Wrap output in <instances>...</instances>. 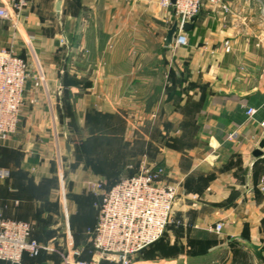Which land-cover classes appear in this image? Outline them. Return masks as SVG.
Returning a JSON list of instances; mask_svg holds the SVG:
<instances>
[{"label": "crops", "instance_id": "obj_1", "mask_svg": "<svg viewBox=\"0 0 264 264\" xmlns=\"http://www.w3.org/2000/svg\"><path fill=\"white\" fill-rule=\"evenodd\" d=\"M58 1L0 18V50L12 49L30 70L19 127L0 145V171L8 172L0 176V216L32 222L41 242L64 235L56 230L62 219L53 223L59 174L74 189L108 187L147 160L165 169V182L180 183L179 197L152 246L156 258L142 254L133 264H264V151L254 155L264 138V0H203L178 48L166 45L174 8L157 0H62L60 14ZM74 112L80 124L89 112L111 117L85 137L94 148L78 160ZM98 191L72 205L83 260L99 258L88 234ZM61 234L54 243L65 248ZM25 262L58 264L60 256Z\"/></svg>", "mask_w": 264, "mask_h": 264}, {"label": "built area", "instance_id": "obj_2", "mask_svg": "<svg viewBox=\"0 0 264 264\" xmlns=\"http://www.w3.org/2000/svg\"><path fill=\"white\" fill-rule=\"evenodd\" d=\"M36 0H10L0 3V18L18 19L23 11ZM217 3L220 0H210ZM164 9L174 8L178 30L174 35V48L187 45L185 22L198 14L203 0H157ZM225 10L228 7L223 6ZM224 49H230L229 41ZM30 76L27 61L12 49L0 50V145L8 141L17 131L21 120L24 91ZM255 109L249 108L252 116ZM230 137H233L232 135ZM8 172L0 171V176ZM165 169L144 160L138 173L122 177L105 187L98 183L100 201L96 204V225L88 229L90 243L99 258L81 259L83 249L75 246L72 233L67 228L65 248L54 242L59 236L41 242L34 238V224L30 221L8 219L0 216V260L8 264H27L25 257L33 259L43 254L56 253L58 264H102V260L114 264H133L136 255L158 241L173 222L175 206L179 197L180 183H168L163 179ZM66 214V208H64ZM222 223L215 230L220 231Z\"/></svg>", "mask_w": 264, "mask_h": 264}, {"label": "rangeland", "instance_id": "obj_3", "mask_svg": "<svg viewBox=\"0 0 264 264\" xmlns=\"http://www.w3.org/2000/svg\"><path fill=\"white\" fill-rule=\"evenodd\" d=\"M30 71V70H29ZM30 77V76H29ZM72 104V103H71ZM78 116L76 114V112L71 113V138H72V142L75 144V148L79 151V153L76 152L75 156L76 160H78L77 157H80L81 154L80 150L85 151L86 148L88 150H93V142L89 141L88 139H85V137H92L94 136V134L92 133V130L95 128V126L98 125V123H101V126H105V125H109L111 117L109 115H97L93 112H89L86 115V118L84 120L83 123V129L80 128L79 130V126L81 125L80 122L78 121ZM101 120V121H100ZM100 121V122H99ZM91 142V143H90ZM62 166V165H61ZM74 169H78L79 168V164H75V166H73ZM54 204H56L57 206H59L58 211L54 212L53 216H54V221L53 223H56L59 221H61L62 219V223L61 226L59 228H57L56 230L58 231H63L64 235L61 234V237L66 239V233H67V228H69L71 230V218L73 217V204L77 205V204H81L83 200V194L85 192H87V194H94V189L92 187V183H87V185L84 186H79L75 183L74 187H76L75 189L71 187V182L70 179L68 177L67 174L62 173L59 174V179H55L54 181ZM70 189H72L70 191ZM82 190L83 192L81 193V196L78 197L77 195L79 193H74V190ZM71 195V196H70ZM73 195V196H72ZM64 208H66V214L64 211ZM59 224V223H56ZM54 225V224H53ZM170 226V225H169ZM169 226L167 227V230L169 228ZM45 230V229H43ZM166 230V231H167ZM166 233V232H165ZM164 233V234H165ZM59 234V237H60ZM164 236V235H163ZM163 236L161 237V239L163 238ZM153 245L147 247L145 250H143V252L140 254L141 257L142 254H146L145 256L150 259V258H156L157 256V251H154V247H152ZM144 257V256H143ZM0 264H3L0 262Z\"/></svg>", "mask_w": 264, "mask_h": 264}, {"label": "water", "instance_id": "obj_4", "mask_svg": "<svg viewBox=\"0 0 264 264\" xmlns=\"http://www.w3.org/2000/svg\"><path fill=\"white\" fill-rule=\"evenodd\" d=\"M172 2L175 3V0H172ZM61 5H62V0H59L58 4H57V11L59 14L61 13ZM191 27H192L191 22H185L182 26V30L188 31ZM177 30H178V22L175 21L173 23V25L171 26V28L167 32L166 45H168V46L172 45L173 38H174V35L177 32ZM263 151H264V138L261 140V142L259 144V148L257 150H255L254 155L260 156V155H262Z\"/></svg>", "mask_w": 264, "mask_h": 264}, {"label": "trees", "instance_id": "obj_5", "mask_svg": "<svg viewBox=\"0 0 264 264\" xmlns=\"http://www.w3.org/2000/svg\"><path fill=\"white\" fill-rule=\"evenodd\" d=\"M137 173H138V172H137ZM135 174H136V173H135ZM135 174H133V175H135ZM131 176H132V175H131ZM123 177H126V176H123ZM121 178H122V177H121ZM121 178H120V179H121ZM120 179H118V180H120ZM118 180H116V181H118ZM114 182H115V181H114ZM160 239H161V238H160ZM160 239H159V240H160ZM159 240H158V241H159ZM158 241H156V242H158ZM156 242H155V243H156ZM155 243H153V244H151V245H154ZM151 245H150V246H151ZM148 247H149V246H148ZM146 248H147V247H146ZM146 248H145V249H146ZM145 249H143V250H145ZM143 250H141V251L136 255V258H137L138 256H140V254L143 252Z\"/></svg>", "mask_w": 264, "mask_h": 264}]
</instances>
